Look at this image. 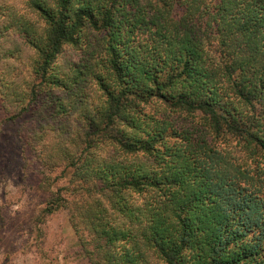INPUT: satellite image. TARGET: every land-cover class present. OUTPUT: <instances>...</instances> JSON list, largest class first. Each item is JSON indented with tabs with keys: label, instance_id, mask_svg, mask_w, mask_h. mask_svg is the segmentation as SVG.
Listing matches in <instances>:
<instances>
[{
	"label": "trees",
	"instance_id": "1",
	"mask_svg": "<svg viewBox=\"0 0 264 264\" xmlns=\"http://www.w3.org/2000/svg\"><path fill=\"white\" fill-rule=\"evenodd\" d=\"M0 107L89 264H264V0H0Z\"/></svg>",
	"mask_w": 264,
	"mask_h": 264
},
{
	"label": "rangeland",
	"instance_id": "2",
	"mask_svg": "<svg viewBox=\"0 0 264 264\" xmlns=\"http://www.w3.org/2000/svg\"><path fill=\"white\" fill-rule=\"evenodd\" d=\"M4 118L0 107V264H89L68 212L39 221L51 193L67 181L37 153L41 145L30 136L37 122L31 114ZM48 176L57 179L53 187Z\"/></svg>",
	"mask_w": 264,
	"mask_h": 264
}]
</instances>
